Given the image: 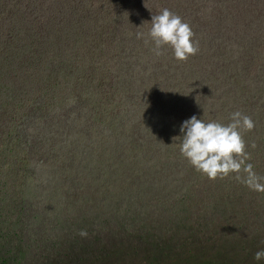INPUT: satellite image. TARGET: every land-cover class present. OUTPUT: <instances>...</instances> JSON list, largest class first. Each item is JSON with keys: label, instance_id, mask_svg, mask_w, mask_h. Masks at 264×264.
Wrapping results in <instances>:
<instances>
[{"label": "trees", "instance_id": "trees-1", "mask_svg": "<svg viewBox=\"0 0 264 264\" xmlns=\"http://www.w3.org/2000/svg\"><path fill=\"white\" fill-rule=\"evenodd\" d=\"M262 1L0 0V264H264V192L207 179L179 148L184 121L227 125L236 109L264 178V38L238 29L234 49L226 27ZM164 8L194 33L187 61L153 51ZM221 43L235 63L217 64L204 111Z\"/></svg>", "mask_w": 264, "mask_h": 264}, {"label": "clouds", "instance_id": "clouds-1", "mask_svg": "<svg viewBox=\"0 0 264 264\" xmlns=\"http://www.w3.org/2000/svg\"><path fill=\"white\" fill-rule=\"evenodd\" d=\"M150 24L147 35L154 45L155 55H161V49L168 46L172 49L174 59L183 62L199 51L190 25L169 9L164 8L152 16ZM231 120L227 125L215 121L206 123L194 115L184 121L180 128L181 133H184L179 146L180 153L195 171L209 180L235 174L234 178L238 182L254 191L264 192V183L260 182L264 178L254 172L251 163H247L250 157L245 151L246 145L241 134V129L251 131L254 122L238 111L232 114ZM81 235L86 233L82 232ZM254 259H264V250L256 252Z\"/></svg>", "mask_w": 264, "mask_h": 264}, {"label": "rangeland", "instance_id": "rangeland-1", "mask_svg": "<svg viewBox=\"0 0 264 264\" xmlns=\"http://www.w3.org/2000/svg\"><path fill=\"white\" fill-rule=\"evenodd\" d=\"M263 1H262V5L264 6ZM261 11H258V13H254V17L247 18L244 21L246 23L245 25L241 24V22H242L241 20H238L235 22L228 21V24L226 26L227 27V33L230 31L231 37L234 41L232 48L236 49L237 44H236L235 35L237 34L238 29H240V30L243 29L245 31V33H247V37H250V38L254 39L255 41L257 39H260V37L264 38V9L261 8ZM206 36H209V35H206ZM230 49H231V47H230ZM211 50H213L216 55H214V57L211 55L212 58L210 59V61H208V65H207L208 72L207 73H208V76L210 78L214 74L219 73V70L217 68V64H220V66L222 68L226 69V67L231 66V62L235 63V60H233V61H229L228 65H226V62L228 61L226 59V57H228L226 53L229 52V47L226 46L225 43H221L220 46L217 45ZM154 62H155V59H154ZM204 63H205V65H204V68H205L206 62H204ZM158 64L161 68L166 69V64H168V60H166V62L164 59L158 60ZM214 64L216 65V68H213ZM160 80L163 84L166 83L165 78H163V76L161 77ZM205 80H206V78L204 77L203 80L200 82L199 91H197L195 93L196 97H197L196 100L200 101V104L202 105V107H200L202 110L208 109L210 106L213 107V105L215 103V102L210 101L209 98H211L212 94L214 93V91H213L214 89L212 90V88L210 87V84L214 83L212 81L216 80V78L212 77L209 80V82H207L208 85L205 84L206 83ZM220 82H221L220 80H217L213 84V85H215V89L217 90L216 93H220L222 91V88H220V85H219ZM188 96L191 97L189 94H188ZM237 105L241 106L240 100L237 103ZM215 107H217V105ZM240 109L244 110L245 106L241 107ZM198 111H199V109H197V112ZM233 111H234V113L237 112L236 109H233ZM160 128H162V131L164 129H166V121L163 120L161 122Z\"/></svg>", "mask_w": 264, "mask_h": 264}]
</instances>
